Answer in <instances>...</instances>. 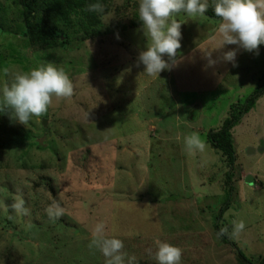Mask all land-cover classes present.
Wrapping results in <instances>:
<instances>
[{
    "label": "rangeland",
    "instance_id": "obj_1",
    "mask_svg": "<svg viewBox=\"0 0 264 264\" xmlns=\"http://www.w3.org/2000/svg\"><path fill=\"white\" fill-rule=\"evenodd\" d=\"M39 1L46 6L42 18L54 20L68 42L32 49L22 1L0 0V85L5 67L26 71L51 61L69 74L75 94L54 99L27 126L0 112V264H106L102 253L88 247L97 222L124 242L125 264L131 256L132 264H157L148 254L152 249L154 255L156 239L180 247L181 264H259L264 92L230 130L232 169L207 133L264 84V44L258 52L237 45L216 49L220 18L181 13L176 64L149 76L138 61L147 44L138 0H70L63 16L57 6L67 0ZM97 2L103 13L86 11ZM232 49L235 62L224 61L223 53ZM210 51L214 65L205 55ZM192 133L205 149L189 154L183 137ZM17 197L28 215L11 208ZM53 200L65 210L54 221L45 211ZM234 220L245 228L236 238L227 235L228 241L247 262L217 236L216 223L230 234Z\"/></svg>",
    "mask_w": 264,
    "mask_h": 264
},
{
    "label": "clouds",
    "instance_id": "obj_2",
    "mask_svg": "<svg viewBox=\"0 0 264 264\" xmlns=\"http://www.w3.org/2000/svg\"><path fill=\"white\" fill-rule=\"evenodd\" d=\"M210 6L215 16L220 18L215 28L220 38L216 49L237 45L238 48L258 52L259 46L264 44V0H211V5L209 0H138L137 16L147 38L146 49L138 56L139 63L144 65L143 72L159 76L161 71L171 70L181 48V23L177 17L181 13L189 17H203ZM86 11L103 13L104 5L91 3ZM205 55L210 65L216 63L211 51ZM235 57L236 49H232L224 52L222 59L234 63ZM2 71L7 79L0 85V112L7 111L11 119L25 126L33 116H44L54 99H67L75 94L69 74L51 61L39 63L26 71L7 67ZM183 144L189 154L205 149L197 133L184 136ZM11 208L17 215H28L29 212L22 197L15 198ZM45 211L53 221L65 214L64 208L55 200ZM244 228L242 220H234L230 234L227 227H222L217 236L236 238ZM154 245V255L152 249L148 250V254L157 264H181L183 250L180 247L161 239H156ZM88 247L102 253L106 264H125L127 253L124 252V242L115 235L109 236L103 222H97L92 227ZM134 260L135 256L128 257V264Z\"/></svg>",
    "mask_w": 264,
    "mask_h": 264
},
{
    "label": "trees",
    "instance_id": "obj_3",
    "mask_svg": "<svg viewBox=\"0 0 264 264\" xmlns=\"http://www.w3.org/2000/svg\"><path fill=\"white\" fill-rule=\"evenodd\" d=\"M22 5L24 8V17H25V31L24 35L28 38L30 46L32 49H42V48H50L53 46H64L65 43L68 42V35L60 34L58 31V27L56 26V22L54 20H44L42 18L40 11L46 9L44 3L39 0H21ZM53 3L56 5V0H52ZM211 5V4H210ZM59 14L63 16L64 9L72 8L71 1L67 0V5H58ZM52 10V9H51ZM48 13V11H47ZM211 18H219L216 17L212 7L210 6L207 13L205 14ZM264 92V84L259 88L256 87L244 100L241 109L237 114L233 113L230 117H226L223 120V123L220 128L215 131L209 130L207 133V139L210 144L216 148L218 151L220 150L225 155L226 163L229 166V169H232L233 163L235 161V151L232 144V135H231V128L237 124L242 114L247 112L255 103L256 98ZM226 178L228 181L231 180V170H228L226 174ZM232 188L229 187V191ZM230 194V193H229ZM228 199L223 203L222 207L220 208V212L224 210V208L228 204ZM219 212V215L221 213ZM216 232L218 233L221 229L219 225L216 223L215 225ZM224 241H227L232 245L235 250L237 251L239 257L247 262V258L244 254L237 248L236 244L233 241H228V236L223 235L220 236ZM259 264H264V257L259 262Z\"/></svg>",
    "mask_w": 264,
    "mask_h": 264
},
{
    "label": "crops",
    "instance_id": "obj_4",
    "mask_svg": "<svg viewBox=\"0 0 264 264\" xmlns=\"http://www.w3.org/2000/svg\"><path fill=\"white\" fill-rule=\"evenodd\" d=\"M260 96H261V95H259V96L256 98L254 105H253V106H252L247 112H250L251 109H252L253 107H254V108L256 107L255 104H256V102H257V100H258V98H259ZM247 112L245 113V115L248 114ZM252 112H254V111H252ZM244 117H245V116H244ZM240 122H241V121H240ZM240 122H237V124L234 125V126H237ZM234 126H233V127H234ZM239 180H240V179H239ZM249 180H250V179H248L246 182H248ZM240 181H241V180H240ZM250 181H251V180H250ZM239 184H242V185H243V183H239Z\"/></svg>",
    "mask_w": 264,
    "mask_h": 264
}]
</instances>
